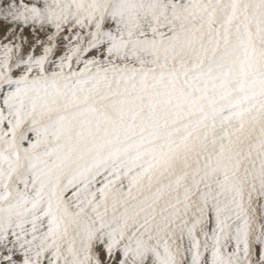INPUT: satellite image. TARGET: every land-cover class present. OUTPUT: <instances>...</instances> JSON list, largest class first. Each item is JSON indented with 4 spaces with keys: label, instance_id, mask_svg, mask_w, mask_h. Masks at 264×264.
<instances>
[{
    "label": "snow or ice",
    "instance_id": "obj_1",
    "mask_svg": "<svg viewBox=\"0 0 264 264\" xmlns=\"http://www.w3.org/2000/svg\"><path fill=\"white\" fill-rule=\"evenodd\" d=\"M0 264H264V0H0Z\"/></svg>",
    "mask_w": 264,
    "mask_h": 264
}]
</instances>
